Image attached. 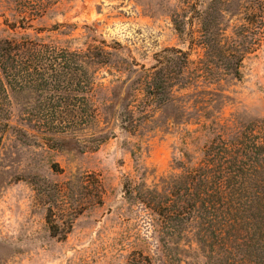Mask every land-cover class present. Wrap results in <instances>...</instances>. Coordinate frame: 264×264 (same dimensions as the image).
<instances>
[{
  "label": "rangeland",
  "instance_id": "obj_1",
  "mask_svg": "<svg viewBox=\"0 0 264 264\" xmlns=\"http://www.w3.org/2000/svg\"><path fill=\"white\" fill-rule=\"evenodd\" d=\"M254 9L250 0H59L29 28L12 30L6 20L18 18L16 7L0 0V40L27 33L75 49L92 44L95 35L121 45L115 64L97 74V121L64 139L51 141L46 127L23 121L22 109L37 103L29 93L15 96L14 126L0 147V264H130L139 254L171 264L160 248L157 217L135 191L177 172L179 161L197 164L217 134L264 119V18L246 22ZM205 12L211 29H221L222 43L240 33L257 39L239 78L218 66L203 43ZM63 22L77 28L68 35L47 31ZM245 23L248 28L240 29ZM172 47L188 52L196 81L176 92L168 107L143 91L140 71ZM128 105L130 131L120 120ZM19 128L28 136L20 137Z\"/></svg>",
  "mask_w": 264,
  "mask_h": 264
},
{
  "label": "trees",
  "instance_id": "obj_2",
  "mask_svg": "<svg viewBox=\"0 0 264 264\" xmlns=\"http://www.w3.org/2000/svg\"><path fill=\"white\" fill-rule=\"evenodd\" d=\"M10 1L18 14L14 21L6 20L12 30L29 28L59 2ZM250 2L255 9L246 22L264 18V0ZM204 20L202 17V40L211 57L228 75L239 78L240 65L257 39L240 33L222 43L221 29H211L207 12ZM173 21L183 33L182 22L176 17ZM246 25L240 29L248 28ZM76 28L63 22L47 31L68 35ZM92 41L86 48L72 49L49 37L27 33L0 40V147L5 133L14 126V98L26 93L33 95L37 104L22 109V120L46 127L51 131V141L64 139L62 135L97 121L93 99L97 74L101 67L115 64L121 45H110L95 35ZM189 65L188 52L175 47L165 49L155 65L140 71L143 91L161 106L174 105L175 93L196 81ZM129 106L120 112L121 127L128 131L133 122ZM17 131L20 137L28 136L24 129ZM105 140L106 136L98 138V145ZM174 169L177 172L162 176L153 187L138 185L135 191L157 217L160 248L172 259L171 264H264V119L249 120L230 134H217L197 164L189 167L179 161ZM32 182L39 184L38 179ZM126 191L133 192L130 182ZM181 253L201 255L204 261L184 260ZM130 264L155 263L139 254Z\"/></svg>",
  "mask_w": 264,
  "mask_h": 264
}]
</instances>
